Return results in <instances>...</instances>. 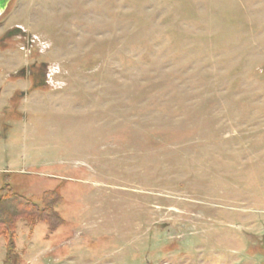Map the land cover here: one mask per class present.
<instances>
[{"label": "rangeland", "instance_id": "rangeland-1", "mask_svg": "<svg viewBox=\"0 0 264 264\" xmlns=\"http://www.w3.org/2000/svg\"><path fill=\"white\" fill-rule=\"evenodd\" d=\"M15 26L0 189L65 221L0 264H264V0H13Z\"/></svg>", "mask_w": 264, "mask_h": 264}, {"label": "trees", "instance_id": "trees-1", "mask_svg": "<svg viewBox=\"0 0 264 264\" xmlns=\"http://www.w3.org/2000/svg\"><path fill=\"white\" fill-rule=\"evenodd\" d=\"M62 198L56 191L46 190L41 197V204L16 192L10 184L0 189V238H4L9 252L16 243L21 224L34 229L43 223L50 231L64 223V218L57 211Z\"/></svg>", "mask_w": 264, "mask_h": 264}, {"label": "flooded vegetation", "instance_id": "flooded-vegetation-1", "mask_svg": "<svg viewBox=\"0 0 264 264\" xmlns=\"http://www.w3.org/2000/svg\"><path fill=\"white\" fill-rule=\"evenodd\" d=\"M12 1L13 0H9L6 7L0 13V27L4 24V21L8 16L9 6L11 5ZM25 36H26V32L23 30L21 26H15L10 29L8 28V30H6L0 35V45H3L4 47H8L9 46L8 42L12 38L13 39L24 38ZM31 41L32 39L26 41L25 43L26 48H29V46H31ZM18 73H19L18 76L21 77V79L25 80L26 82H29L28 85L29 90L21 91L20 92L21 97L22 95H25L31 92L32 90L38 88L39 83L42 85H46L47 83V80L45 78L47 73L44 70H42L41 66H37V64H34L33 62H31V64L30 63L26 64V66L23 67V69H21Z\"/></svg>", "mask_w": 264, "mask_h": 264}, {"label": "water", "instance_id": "water-1", "mask_svg": "<svg viewBox=\"0 0 264 264\" xmlns=\"http://www.w3.org/2000/svg\"><path fill=\"white\" fill-rule=\"evenodd\" d=\"M9 0H0V13L3 11V9L6 7Z\"/></svg>", "mask_w": 264, "mask_h": 264}]
</instances>
